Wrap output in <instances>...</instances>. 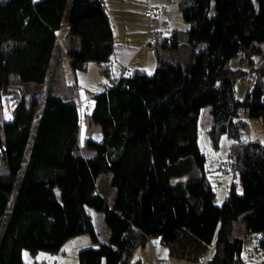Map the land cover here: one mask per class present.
Returning a JSON list of instances; mask_svg holds the SVG:
<instances>
[{
    "label": "trees",
    "instance_id": "1",
    "mask_svg": "<svg viewBox=\"0 0 264 264\" xmlns=\"http://www.w3.org/2000/svg\"><path fill=\"white\" fill-rule=\"evenodd\" d=\"M68 1L0 0V102L4 93H21L9 120L0 108V264H23L24 250L58 252L82 234L97 247L81 249L78 264H129L152 238L186 264H246V238L233 229L238 220L258 236L254 244L264 262V145L241 138L240 120L244 112L264 127V0H177L187 23L181 58L172 52L181 49L177 29L156 31L148 43L156 55L154 71H124L94 93L86 116L102 137L87 139L94 151L88 157L80 148L76 95L64 99L50 88L38 112V97L20 89L48 80L66 10L64 50L73 72L114 57L105 1L71 0L69 7ZM165 50L170 60L163 58ZM238 54L248 71L228 66ZM102 71L107 75L108 67ZM238 78L253 82L240 100ZM205 105L211 107L214 146L222 134L230 141L225 171L233 180L221 204L198 146ZM102 173L111 175V200L96 186ZM88 208L102 214L106 242Z\"/></svg>",
    "mask_w": 264,
    "mask_h": 264
},
{
    "label": "rangeland",
    "instance_id": "2",
    "mask_svg": "<svg viewBox=\"0 0 264 264\" xmlns=\"http://www.w3.org/2000/svg\"><path fill=\"white\" fill-rule=\"evenodd\" d=\"M71 0L68 1V7ZM107 11L110 15L114 44L116 49H120L123 46H140L137 55L132 60V64L145 65L144 67L129 66V71L141 70L146 73H152L155 69L156 55L154 47L147 44V35L144 31L152 30L161 31L162 34L167 35L170 32H166L167 26H173L179 33V41L181 44L180 50H173V57L181 58L180 52L183 49V43L187 23L183 20L181 12L177 6V0H105ZM164 6L165 11L159 17H148L145 15L146 11L151 10L150 7ZM153 23V27L150 25ZM152 27V29H150ZM154 28V29H153ZM139 30V31H138ZM68 32L67 26V10L63 15L61 26L56 31V37L59 43H66L65 34ZM166 33V34H165ZM137 39V40H136ZM203 45V44H202ZM201 48V47H200ZM178 51V52H176ZM168 52H163V58L170 60ZM178 55V56H177ZM258 62V57H253ZM62 66L60 68L59 76L55 79H49L44 84H29L21 86L23 93H28L26 96L35 95L38 97V108L36 111L39 112L42 102L43 95L48 92V89L52 88L53 94L60 96L64 99L69 96L80 98L82 105L79 107L80 111V148L81 152L85 157H88L94 153L86 146L87 139H93L99 141L102 137L101 129L98 124L89 122L86 114L91 112L94 106L93 95L96 92L105 89L107 83L110 82L111 78L115 76L118 69L119 63L117 58L113 57L108 62H97L95 60L88 61L85 69L73 72L69 66L68 60L63 57ZM108 67V74L106 75L102 71V67ZM228 66L233 69H241L248 71V62L241 61V55L238 54L233 56L228 61ZM128 72V70L126 71ZM253 82L248 79L238 78L235 82V97L236 99H243L247 88L252 85ZM39 91L38 94L36 92ZM11 93L12 95L5 96L2 99L1 109L5 110L9 103L16 102L21 93L17 91ZM20 93V94H19ZM264 100V96H263ZM210 105H205L201 108L198 119V146L200 151L206 158V168L209 170L210 179L216 193V203L221 204L224 197L229 192L232 176L226 171L218 170L220 162H226L228 160L229 151V138L226 134H222L217 142V147L214 146L213 140L211 139L210 132L208 130L211 126L213 119L210 113ZM240 120L245 123L241 127L242 136L241 138L246 141H257L259 144L264 145V127L260 118L250 117L244 112L240 114ZM29 155V149L26 153V159ZM26 162H24L18 178L16 179L14 191L10 195V201L4 214V222L7 221L15 198V193L19 185V179L24 172ZM111 175L102 173L96 180V186L100 193L107 196L109 200L114 195V188L110 186ZM56 194L58 190L55 189ZM238 192H240L238 190ZM88 213L92 218L95 230L98 233V238L101 242H105V239L109 237V229L102 220V214L88 208ZM242 224V225H241ZM244 223L238 220L235 223V233H241ZM245 230V228H244ZM243 235V234H241ZM107 237V238H106ZM253 242L255 238L251 236L246 238L245 249L243 252L246 264H264L262 261L261 254L254 247ZM95 245L88 235L82 234L69 238L60 248L58 252L51 253L46 251H38L35 254H31L29 251L24 250L22 253L23 264H55L54 258L61 257L65 258L66 264H70L73 261L78 264V252L81 249L96 248ZM250 254H253V259H250ZM105 264V261H102Z\"/></svg>",
    "mask_w": 264,
    "mask_h": 264
},
{
    "label": "crops",
    "instance_id": "3",
    "mask_svg": "<svg viewBox=\"0 0 264 264\" xmlns=\"http://www.w3.org/2000/svg\"><path fill=\"white\" fill-rule=\"evenodd\" d=\"M150 25L152 26L153 23H151ZM152 27H150V29H152ZM173 29H174L173 26L168 25L166 32H170ZM144 33L147 35V39H148L147 44H148L150 41V38L152 37V33H156V29L153 31L151 30L150 32H149V30H146V31H144ZM161 33H163V32H161ZM65 36L67 39V33L65 34ZM76 40H78V39H76ZM66 45H67V40H66V43L64 42V44L59 43V41L57 40V54H58V56H55L54 59L52 60V64L50 66L49 73L46 77L48 80L53 79V78L56 79L59 76L60 68H61L62 63H63L62 62L63 57H65L67 59V57L65 55V50H64ZM139 49H140V46H132V45L131 46H123L120 49L114 48V57L117 58L118 63H119L118 69H117L114 77H117L120 74L121 67H125V73L124 74L128 75V74L133 73V71H129V66H131V65H134V67H136V66L144 67L145 66V65H138V63L132 64V60L137 55V52L139 51ZM167 54L170 56L169 53H167ZM154 66H156V64ZM127 70H128V72H126ZM235 223L233 224L234 232H235ZM241 227H242L241 234H243V235L240 234L241 236H244L245 238H247L249 236H251V238H255V237L257 238L258 237L255 235H250L246 230H244L245 227L244 228H243V226H241ZM107 240H108V238L105 239V242ZM253 244H254V242H253ZM254 247H255V244H254ZM249 256H250V259H253L254 255L250 254ZM260 257H262V254ZM54 261H55V264H66L67 263L65 261V258H62V256L57 257V258L55 257ZM70 264H76V262L73 261L72 263L70 262ZM129 264H186V263L183 261L171 258L169 256L168 248L160 242L159 238H152L151 240H149L147 242V244L144 247L138 248L135 250Z\"/></svg>",
    "mask_w": 264,
    "mask_h": 264
},
{
    "label": "built area",
    "instance_id": "4",
    "mask_svg": "<svg viewBox=\"0 0 264 264\" xmlns=\"http://www.w3.org/2000/svg\"><path fill=\"white\" fill-rule=\"evenodd\" d=\"M164 10H165V7H164V6L151 7V10L146 11V12H145V15H146V16H150V17H151V16H155V15L157 16V15H159L161 12H163ZM154 41H155L154 38L150 39L149 44L154 43ZM124 71H125V67H121V69H120V74L123 73ZM248 79H249V80H250V79L254 80V79H255V76H254L253 74L248 75ZM9 95H12V94H11V93H4V94H3L2 98H1V102H0V106H1V107H2V105H1V103H2V99H3L5 96H9ZM77 99H78V106L80 107V106L82 105V101L80 100L79 96H78ZM16 103H17V101H16V102H13V103H9V102H8V106H7V108H6L5 110L1 109V111H2V112H1V113H2V117H3V119H4L5 121L9 120V119L12 117L13 110H14V108H15V106H16ZM1 107H0V108H1ZM226 169H228L227 164L220 162L219 165H218V170H220V171H225ZM229 172L231 173V170H229Z\"/></svg>",
    "mask_w": 264,
    "mask_h": 264
}]
</instances>
